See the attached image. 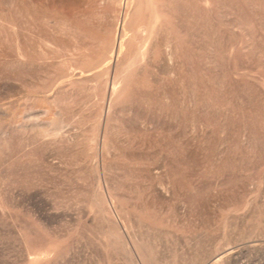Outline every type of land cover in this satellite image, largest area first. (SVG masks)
<instances>
[{"label":"rangeland","instance_id":"rangeland-1","mask_svg":"<svg viewBox=\"0 0 264 264\" xmlns=\"http://www.w3.org/2000/svg\"><path fill=\"white\" fill-rule=\"evenodd\" d=\"M0 264H264V0H0Z\"/></svg>","mask_w":264,"mask_h":264}]
</instances>
